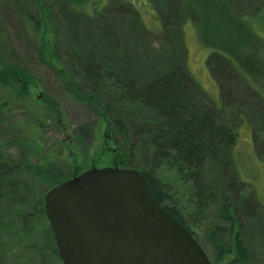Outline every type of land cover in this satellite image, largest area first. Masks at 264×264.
I'll use <instances>...</instances> for the list:
<instances>
[{"label":"rangeland","instance_id":"obj_1","mask_svg":"<svg viewBox=\"0 0 264 264\" xmlns=\"http://www.w3.org/2000/svg\"><path fill=\"white\" fill-rule=\"evenodd\" d=\"M225 2L227 13L239 20L236 22L238 27L249 32L241 41L239 50L231 47L235 53L228 46L215 42L216 38H209L210 43L203 42L200 38L205 39L212 31L218 30L217 25L203 23L198 26V15L194 16L191 8L185 7L180 0H101L98 14H92V3L73 8L66 0H0V58L24 69L37 80L39 88L34 91V97L46 94L58 104L63 119L52 121L50 115L45 116V127L40 137L42 146L36 156L51 148L68 178L92 168L129 166L125 162V154L106 142L109 135L104 130V122L93 109L68 94L50 64L65 72L82 94L106 105V95H103L106 84L92 91L91 73L78 67L79 63H95L106 74L113 64L108 69L106 62L115 55L119 60L115 63L122 70L119 73L123 78L133 76L135 81L144 85L149 72L156 75L162 68H172L177 62L184 64L199 85L202 97L210 106L221 110L219 122L237 129L233 159H236L235 170L239 177L233 167L231 174L243 182L242 197L257 200L258 212L253 219L245 217L241 205L236 204L229 220L221 218L220 210L224 205L220 203V190L225 176L213 164L205 167L202 184L215 204L206 206L200 214L191 204V186L184 176L177 169L162 165L157 176L169 197L168 206L183 217L213 264H239L233 246L235 235L247 250L245 264H264V0ZM175 13L177 16L173 17ZM23 15H30L35 23L46 18L47 27L39 23L41 30L37 36ZM161 16L168 18V22ZM161 21L163 28L159 25ZM157 25L159 35L154 32ZM43 40L50 45L49 52H46ZM222 48L234 54L227 56L232 60L224 61L230 68V73L224 78L214 75L207 63V59L214 57L219 52L217 49ZM7 49L15 52L18 59ZM56 54L59 59H56ZM239 54L240 57H249L255 65L248 66L242 62L235 67L236 63H241ZM99 78L103 80L102 75ZM225 86V90L221 89ZM100 107L103 109L105 106ZM10 110L15 112L3 115L0 111V169L12 168L26 151L17 144L21 133L17 124L26 121V115L16 111L19 109L15 106ZM61 124L65 126L64 131L59 129ZM80 127H94L93 136L81 138L79 135L75 142L68 141L72 132ZM61 139L68 141L63 147V155H59L55 148ZM36 156L34 161L38 160ZM12 175L5 179L8 185ZM25 184V178L18 180V188L15 193L12 191L16 200L30 195ZM225 194L231 203L234 195ZM0 203L5 204V208L11 206L4 199ZM23 204L25 206V201ZM32 208L34 212L33 204ZM216 228L223 229L220 238L225 253L221 257L213 252L206 239ZM45 231L40 225L35 242L26 249L17 250L7 243L8 235L0 230V264H62L58 253L56 255L53 251V248L57 251L54 236L52 241L46 239Z\"/></svg>","mask_w":264,"mask_h":264},{"label":"trees","instance_id":"obj_2","mask_svg":"<svg viewBox=\"0 0 264 264\" xmlns=\"http://www.w3.org/2000/svg\"><path fill=\"white\" fill-rule=\"evenodd\" d=\"M73 1L79 7L92 3V14L99 13L98 3L99 1L101 3V0ZM180 2L185 7L191 8L194 16L198 15L196 17L198 26L203 23L217 25L218 30L212 31L205 39L200 38L203 42L210 43L211 39L209 38H216L215 42L228 46L233 52V48L239 50L241 41L246 38L249 32L243 30L241 26L238 27L236 22L239 20L227 13L228 6L225 0H206L201 3L199 0H180ZM217 13L220 15H216ZM175 14L173 17L177 16ZM23 17L37 36L41 30L39 23L43 27H47L46 18H41L35 23L30 15H23ZM161 18L164 17L161 16ZM164 20L168 22V18L165 17ZM142 25L145 29L148 28L147 25ZM159 25L163 28L162 21L159 22ZM156 30L154 32L159 35V27ZM42 42L46 52H49L50 45L44 40ZM7 50L15 59H18L15 52ZM217 50L219 52L214 57L207 59V63L214 71V75L224 78L227 73H230V68L224 61L225 59L232 60L227 56L234 54L226 51L225 48ZM240 55H238V60L241 63H236L235 67L242 65V62H246L248 66L255 65L249 57L244 58L243 55L241 57ZM115 60L118 59L113 55L109 62H106V67L109 69ZM125 65L123 66L126 67ZM183 65L177 62L172 68L174 71L181 70L186 76L181 71L173 73L174 71L169 70L168 72L172 75L146 86L140 85L135 88L136 81L133 76L114 86L105 83L107 87H104L106 91L103 95H106V105L98 103V100L92 96L82 94L65 72L50 64L60 80L63 81L68 94L78 102L88 104L98 115V118L104 122V130L109 135L106 142L125 154L126 164L131 168L138 169L145 177L152 197L193 235L179 212L168 206L169 197L162 189L157 176L162 165L177 169L189 183L192 192L191 204L194 205L196 213L200 214L206 206L215 204L202 184L204 170L207 166L204 165V162L207 157L211 159L210 164L220 170L223 168L221 171L225 176V182L223 179L224 184H221L220 190V203L224 205L220 210L222 219H230V213L236 204L241 205L245 217L253 219L258 212V203L251 197L244 199L242 197L243 182L226 172V166H229L228 161H233V153L236 148L238 139L236 128L219 122L221 110L210 106L207 100L202 97L199 85ZM92 66L87 67L85 71L87 72L88 69L91 73L89 76L91 82L100 75L103 78L107 76V73L104 74L99 65L93 63ZM159 67H162V64ZM126 68L130 70L128 67ZM253 69L256 71V68ZM107 79L110 80V78ZM37 87V80L32 75L0 58V111L3 115L13 114L15 111L10 108L15 106L19 109L16 111L26 115V121L17 124V127L21 129L17 144L26 149L25 154L20 162L11 168L13 175L10 179L13 182L11 181L8 185V181L5 180L7 177H0V202L4 199L11 204L10 207L5 208V204L1 205L0 203V216L3 217L0 218V230L3 234L8 235L7 243L17 250L26 249L35 242L37 239L35 234L40 225L46 229L45 238L52 241L53 233L44 215L43 196L49 188L68 178V174L63 171L51 148L36 156L42 146L40 137L45 127V116L50 115L52 121L63 119V114L54 99L46 94H42L38 98L34 97L33 93ZM205 104L209 107H206ZM100 105L105 107L102 109ZM59 129L64 131L65 126L61 124ZM82 130L84 136L90 138L93 136L95 128L83 127ZM78 132L80 130H74L68 141L75 142L79 137ZM84 136L80 137L84 138ZM66 140H59L55 146L59 155H63V147L68 142ZM35 156L38 158L37 161L33 160ZM232 167L234 173L237 174L234 165H231L230 170ZM237 177H239L238 174ZM20 178L26 179L25 185L28 186L30 195L16 200L12 191L15 193ZM225 193L234 195L231 203L228 200L230 198L225 197ZM32 204L35 208L34 212H32ZM13 215H16V218ZM222 230V228H216L206 237L207 243L213 252L218 254V257L225 253L220 238ZM238 238V235H235L233 241L235 257L237 262L245 264L248 260V253ZM53 251L57 255L55 248ZM16 253L18 254V252Z\"/></svg>","mask_w":264,"mask_h":264},{"label":"water","instance_id":"obj_3","mask_svg":"<svg viewBox=\"0 0 264 264\" xmlns=\"http://www.w3.org/2000/svg\"><path fill=\"white\" fill-rule=\"evenodd\" d=\"M62 264H212L135 169H90L43 198Z\"/></svg>","mask_w":264,"mask_h":264},{"label":"bare ground","instance_id":"obj_4","mask_svg":"<svg viewBox=\"0 0 264 264\" xmlns=\"http://www.w3.org/2000/svg\"><path fill=\"white\" fill-rule=\"evenodd\" d=\"M66 2H67V4L69 5V6H71V7H73V8H77V7H79L78 5H76V3L73 1V0H66ZM100 5V2L98 3V6ZM56 52H58V51H56ZM55 57H56V59H59V56L56 54L55 55ZM59 61V60H58ZM90 63V62H89ZM88 62H86V63H79V65H77L78 67H80V68H84L85 69V71H86V68L87 67H89L90 65H92L93 63H90L89 64ZM89 64V65H88ZM119 67L117 66V63H113L112 64V68L108 71V73H107V76L105 77V78H103V80H100V78L98 77L95 81H92V82H90V85H91V90L93 91V90H95L96 88H99V87H101L104 83H107L108 85H112V86H114V85H117L118 83H120V82H124V78H123V76L119 73L120 72V68L118 69ZM167 69H169L170 71H174L171 67H168V68H162V70H161V72L159 73V74H156V75H153V74H151V72H149V79H147L146 80V82H145V86L146 85H148V84H151V83H154V82H157L158 80H160V79H162V78H166V77H168V76H170V75H172V73H169L168 71L169 70H167ZM119 70V71H118ZM181 70H179V69H177V70H175L173 73H175V72H180ZM182 72V71H181ZM183 73V72H182ZM184 74V73H183ZM185 75V74H184ZM186 76V75H185ZM19 77H22L21 75H19ZM107 78H110V80L109 79H107ZM188 80V79H187ZM189 81V80H188ZM134 85V84H133ZM144 86V83L143 84H141V83H139V81H136L135 82V88H137V87H139V86ZM190 85H191V83H190ZM226 87L227 86H225V87H223L222 89H226ZM84 105H86L87 107H89V108H91L88 104H86V103H83ZM206 105V107L208 106L207 104H205ZM209 107V106H208ZM83 129V127H80V129H78V130H80V132H78V136L79 135H82L81 137H83L84 136V131L82 130ZM84 137H87V136H84ZM253 146H255V140L253 141ZM233 158H235V157H233ZM3 160V159H2ZM211 159H210V157H207L206 158V160H205V162H204V165H208V164H210V161ZM235 162H236V159H233V161H228V163H229V166H226L227 168H226V172L227 173H230L231 174V170H230V167H231V165H234L235 166ZM11 169V168H10ZM9 168H5V167H2L1 169H0V177H7L8 175H12V171L10 170ZM221 170H223V168L221 169ZM232 175V174H231ZM236 175V174H235ZM235 177V176H234ZM235 178H237V177H235ZM236 181V180H235ZM13 182V181H12ZM237 182V181H236ZM238 263L239 264H243V263H241V262H239L238 261Z\"/></svg>","mask_w":264,"mask_h":264}]
</instances>
